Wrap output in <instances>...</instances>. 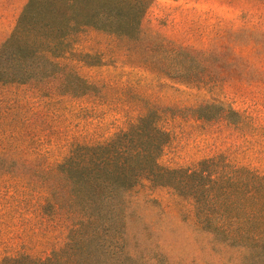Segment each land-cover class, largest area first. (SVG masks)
Returning <instances> with one entry per match:
<instances>
[{
  "label": "rangeland",
  "instance_id": "374dc122",
  "mask_svg": "<svg viewBox=\"0 0 264 264\" xmlns=\"http://www.w3.org/2000/svg\"><path fill=\"white\" fill-rule=\"evenodd\" d=\"M147 1L139 37L153 61L125 38L86 28L48 65L60 76L49 86L0 85V120L10 123L0 140L27 158L0 152V263L45 260L69 244L72 220L48 202L50 185L62 202V177L22 172L55 168L76 145L106 143L143 116L167 133L165 168L215 157L217 172L228 164L264 173V0ZM28 2L0 0V44ZM165 45L186 51L174 53L180 68ZM106 232L98 252L108 264H264L203 229L191 199L147 179Z\"/></svg>",
  "mask_w": 264,
  "mask_h": 264
},
{
  "label": "trees",
  "instance_id": "16d2710c",
  "mask_svg": "<svg viewBox=\"0 0 264 264\" xmlns=\"http://www.w3.org/2000/svg\"><path fill=\"white\" fill-rule=\"evenodd\" d=\"M148 3L147 0H62L59 12L57 0H29L12 34L0 44V85L49 86L60 76L55 70H48V65L60 64L72 38L86 28L125 38L130 48L151 51L144 48L139 37L141 16ZM178 49L165 45L163 54L180 68L174 53L186 51ZM142 55L154 60L150 52ZM226 112L238 114L232 108ZM9 125L2 126L0 120V134ZM166 136L150 114L106 143L76 145L71 155L55 168L22 172L49 175L55 170L62 177V202L55 200L51 185L48 202L72 220L69 244L45 260L20 255L6 258L0 264H108L110 256L101 255L99 245L131 190L144 179L191 199L203 229L227 242L240 244L245 254L264 261V173L248 166L228 164L225 170L217 172L213 168L218 159L215 157L199 162L196 169L165 168L160 165L159 157L167 143ZM14 142L5 144L0 140V152L15 150L14 157L26 160L21 146Z\"/></svg>",
  "mask_w": 264,
  "mask_h": 264
}]
</instances>
